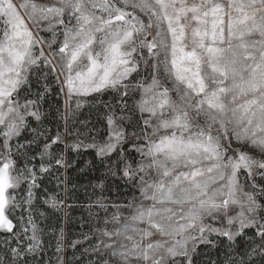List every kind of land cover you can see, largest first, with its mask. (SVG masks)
Masks as SVG:
<instances>
[{"label":"snow or ice","instance_id":"obj_1","mask_svg":"<svg viewBox=\"0 0 264 264\" xmlns=\"http://www.w3.org/2000/svg\"><path fill=\"white\" fill-rule=\"evenodd\" d=\"M0 22V264H29L44 250L34 190L44 174L72 166L61 144L94 149L106 166L89 205L90 215L104 213L92 245L98 264H198L201 245L223 247L220 264H264V0H0ZM141 66L148 83L136 79ZM53 84L69 99L114 91L106 137L87 123L70 146L60 132L48 135L41 125ZM25 129L33 135L21 142ZM112 178L138 189L139 202H109ZM25 181L17 201L10 190ZM58 196L43 203L60 209ZM21 207L27 217L14 222Z\"/></svg>","mask_w":264,"mask_h":264},{"label":"rangeland","instance_id":"obj_2","mask_svg":"<svg viewBox=\"0 0 264 264\" xmlns=\"http://www.w3.org/2000/svg\"><path fill=\"white\" fill-rule=\"evenodd\" d=\"M18 5L22 0H14ZM39 4H51L53 0H36ZM189 3L199 2V0H188ZM220 2L226 3L227 0H220ZM132 11L130 7L127 9ZM22 14L23 10L21 9ZM137 14H139L137 10ZM3 24L0 22V27ZM29 27L36 33L37 29L29 22ZM42 27H46L42 25ZM39 36L44 37L45 40L51 39L52 33L48 31H39ZM252 39H259L258 35H254ZM190 30L187 38V43L190 47ZM135 75V74H134ZM145 78L144 82L150 81V76L146 73L141 66L140 75L136 79ZM171 88V83L168 84ZM59 85L53 84V91L48 99V103L44 106V110L47 111L48 116L43 121L41 128L47 129L48 135H55L60 132L64 135L65 142L70 146L76 140L75 130L84 131L85 123L87 126L100 129L97 134V139L106 137V125L103 122V115L106 111V104H117V94L112 90H106L103 93H94L87 97L73 96L69 99L65 92L59 91ZM183 89H181L182 91ZM172 99L177 104L181 103L176 92H172ZM140 92L137 91L133 94V98L128 100L129 106L132 105L133 99H139ZM81 101V106L77 109L76 102ZM65 101L68 102L69 118L67 121V127L69 133H65V121L62 119V115L65 113ZM200 124L205 123V119L201 116L198 120ZM32 127H37L36 122H32ZM33 133L25 129L21 133V142H24V137L31 138ZM91 135V134H90ZM84 139V137H81ZM91 141L84 139V143L88 144ZM64 150L66 159L72 162V166L65 168H59L54 171L53 175L44 174L41 180H38L40 184L39 189H35V200L33 215L36 216L37 222L43 232L41 233V239L44 244V250L38 252L35 257H28L29 264H98L99 256L92 251V245L98 244V229L103 226L104 213L99 209H91L93 215H90L89 205L101 195L100 190L95 187L99 178L102 177L106 171L105 164H102L95 156V150L91 148H80L79 150H73L71 147L65 148L64 144L59 146ZM129 146L125 145L127 149ZM247 150V149H243ZM256 155V153H250ZM115 154H113L114 156ZM39 157L35 160H31L27 164V167L31 168L34 164L39 165ZM25 163L23 160H18V167L23 169ZM16 173H14L15 175ZM40 174L38 173V176ZM241 183L244 184L245 190H248V184L245 183V177H241ZM109 186L103 195L109 202H114L120 205H126L134 198L136 202L140 200V192L138 189L133 188L131 185L126 184L124 181L116 178H112L106 182ZM28 182H22L19 188L10 190L12 194L16 196L17 201H22L27 195ZM47 189V192L45 191ZM56 192L59 193L58 199H62L64 205L60 209L52 208L50 205L43 203L48 198V194ZM149 203L148 201L144 202ZM113 209H110V212ZM37 212H43L44 216L39 217ZM110 214V213H109ZM128 211L124 212V215H129ZM23 215L27 217L25 207L17 208L13 212H10V218L14 219ZM23 223V221H21ZM207 223L215 224L219 226L216 221L207 220ZM63 229V251L57 253L55 251L57 238L60 230ZM3 236L0 235V240ZM78 241L75 247H72V243ZM87 249L88 251H85ZM201 255L198 258V264H208L209 260L216 261L220 264V261L224 260L223 247L218 249H209L204 245H201L198 249Z\"/></svg>","mask_w":264,"mask_h":264}]
</instances>
